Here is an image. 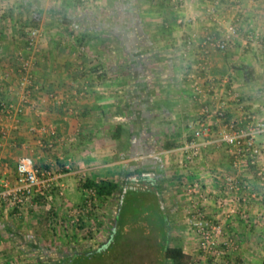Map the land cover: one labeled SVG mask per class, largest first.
<instances>
[{"label":"crops","instance_id":"crops-1","mask_svg":"<svg viewBox=\"0 0 264 264\" xmlns=\"http://www.w3.org/2000/svg\"><path fill=\"white\" fill-rule=\"evenodd\" d=\"M35 19L40 31L35 75L42 91L34 97L36 109L26 111L4 141L0 190L14 184L18 160L25 155L50 168L55 182L36 207L0 203V264H46L32 258L35 252L26 253V242L32 241L34 248L53 241L64 251L55 247L52 255L69 257L71 264H166L158 248L134 259L139 251L130 240L138 234L132 229L137 217L120 213L142 204L152 209L158 201L164 223H179L178 215L189 207L185 188L193 181L202 184L209 217L222 220L231 207L248 213V221L238 215L227 220L226 232L241 247L237 258L264 264V203L240 201L260 192L254 169L240 172L247 188L229 194L224 177L236 171L226 146L213 142L189 168L183 167L182 151L198 120L212 124L211 141L217 137L210 114L215 95L228 102V118L251 112L264 120V0H0V100L7 103L20 102L17 76L8 73L17 66V52ZM228 23L236 24L238 33L225 52L209 50L210 68L201 78L203 38L208 33L222 38ZM191 34L196 39L184 58V40ZM82 45L86 52L79 55ZM224 79L229 83L221 88ZM193 84L210 92L196 96ZM227 90L238 93L239 102ZM50 93L65 104L51 102ZM37 123L53 126L62 138L77 134V141L42 155L28 133ZM256 142L264 149V135ZM85 179L113 182L118 189L98 200L94 214L82 220L85 230L78 231L71 226L72 212L84 203ZM140 236L141 242L152 241ZM190 244L186 238L182 247L194 260L197 249ZM83 256L86 261L80 262Z\"/></svg>","mask_w":264,"mask_h":264},{"label":"built area","instance_id":"built-area-1","mask_svg":"<svg viewBox=\"0 0 264 264\" xmlns=\"http://www.w3.org/2000/svg\"><path fill=\"white\" fill-rule=\"evenodd\" d=\"M215 4H218L215 3ZM213 3L212 11L214 12ZM223 37L217 39L213 34L208 33L204 36L203 58L199 63L202 71L201 78H204L209 71L210 62L208 52L210 49H216L225 52L232 38L238 33V26L228 23L223 29ZM40 31L37 28H29L25 33V43L21 50L17 52V66L9 71L10 74L17 76V89L20 97L18 104L7 103L0 100V156L3 151L4 141L8 138L9 130H16L18 122L26 111L35 110L37 106L35 96L41 93V86L36 80L35 69L37 65V55L39 53ZM196 39V34H191L184 40L185 49L184 58H188V53L192 50ZM86 52L85 46H80L78 53L83 55ZM229 83L228 79L220 82V87L224 88ZM192 90L199 97H206L210 92L197 84H193ZM2 91V89H0ZM230 98L239 102V95L233 91L227 90ZM231 92V93H230ZM51 102L56 105H64L65 100L57 94L48 95ZM216 104L212 110L213 117L216 120L217 131L216 138L211 141L210 138L215 130L207 120H198L197 127H192V138L184 145L182 151L185 161L183 167L195 164L199 161L202 149L210 144L219 143L227 147L231 154L232 168L236 171L234 175L224 177V188L229 194L242 192L247 186L240 180V172L244 169H254L255 181L260 188V192H252L240 198L244 204L250 201L264 203V163L261 157L264 154L262 146L257 144L256 138L264 135V120L251 112H244L238 120L228 118L227 110L229 104L221 98V95H215ZM209 113L207 109L204 114ZM28 133L34 136L36 148L42 155H48L58 150L61 146L76 143L77 134L62 138L58 135L56 129L51 125L37 123L28 129ZM37 160V158H36ZM32 155L22 156L16 166V178L12 185L3 186L0 190V203L12 209H29L38 205L37 199H45L53 190L55 176L50 168L40 167ZM60 160L65 158L60 157ZM71 159L67 158L64 162V169L70 168ZM189 168V167H188ZM186 196L189 201V207L186 211V221L189 230L197 238V257L191 264H247L246 261L236 257L240 252L239 243L228 236L226 232L227 220L230 221L237 216L242 221H248L249 215L244 210L237 207H231L226 211L222 220L213 219L207 215L204 205L206 197L203 194V187L200 181L188 183L185 188ZM98 198L93 190L85 192V209L73 210V225L78 224L80 219L86 215L89 216L98 205ZM222 209V203H219ZM93 215V214H92ZM262 225V224H261Z\"/></svg>","mask_w":264,"mask_h":264},{"label":"rangeland","instance_id":"rangeland-1","mask_svg":"<svg viewBox=\"0 0 264 264\" xmlns=\"http://www.w3.org/2000/svg\"><path fill=\"white\" fill-rule=\"evenodd\" d=\"M136 207V206H135ZM149 210L145 209L143 204L142 205H138L136 208H132L130 211L127 212V215L124 217L125 219L129 216L131 217H135L134 219H136L137 217V222L138 224L136 226H133L132 229H135L138 233L136 234V236L134 237V239L130 240L131 241V245L133 247L134 245V249L139 251V254H137L135 256L134 259H137V258H140L141 260V256L144 258L145 256L148 257L149 256V253L150 255L153 253L152 252H155L157 253V248L158 249H163L164 245L167 246V245H174L175 243H179V244H182V242L184 240H186V238H188V241L191 242L190 245L193 246V250L197 249V239L196 237L191 233V231L189 230L188 228V225H187V221L186 219H184V217L186 216V212L185 214L183 213H180L178 215V221L179 223H175L173 225H171L169 223V225L165 224L164 221L162 220V218H158V216H155L153 213L152 215L150 214V212H148ZM49 216H51L49 214ZM158 218V219H157ZM152 219H154L155 223L153 222L152 223ZM185 220V221H184ZM184 223H183V222ZM143 222V223H142ZM152 223V225H150ZM72 228L74 225H71ZM164 227V229H163ZM77 228L74 226L73 230H76ZM167 229H169V231L167 233H165L164 231ZM78 230V229H77ZM85 230V228H84ZM79 231V230H78ZM83 233H85L84 231H82ZM140 234H147L149 235L150 237H152V241H147V239L145 241H142L141 242V236ZM159 234V235H158ZM165 235L163 236L165 241H160L159 237H162L160 235ZM157 236L156 238L154 236ZM83 236V234H82ZM37 242H26V247H25V244L21 243V242H17L16 245H19V247L21 248L22 246L25 247V251L26 253H28L29 251L30 252H35V255H37V257H32L34 258V260H37V261H45L46 264L51 261V259L48 257L47 255V248L50 247L51 249H55V243L52 241L51 243L47 244V241H46V244L44 243L43 245L40 244V245H36L35 248H34V245L36 244ZM191 246V247H192ZM36 250H38L36 252ZM163 251V250H162ZM161 257H164L162 253H160ZM40 257H42V259H40ZM134 257V256H132ZM91 258H89L90 260ZM146 259V258H145ZM78 260H81L80 262H83V261H86V258L85 256L82 257V259H78ZM160 260V259H159ZM162 260V259H161ZM160 260V261H161ZM135 261H139V260H135ZM130 262L128 263H125V264H129ZM49 264V263H48ZM132 264V263H131Z\"/></svg>","mask_w":264,"mask_h":264},{"label":"trees","instance_id":"trees-1","mask_svg":"<svg viewBox=\"0 0 264 264\" xmlns=\"http://www.w3.org/2000/svg\"><path fill=\"white\" fill-rule=\"evenodd\" d=\"M39 24L37 22V20H33V23L31 24V28H38ZM245 70L246 67H245ZM248 70L245 72V74L247 75ZM82 187L84 188V191L86 192L87 190H93L97 196V198L99 200L102 199H106L109 197L114 196L115 194H117V189H118V185L116 183L113 182H109V181H99V182H95L93 180H89V179H85L82 183H81ZM44 199V198H43ZM42 199H37V202L40 203ZM85 204L83 203V205L79 208L81 209V211H83L85 208ZM148 208H151V206L149 205ZM150 212V214L152 215V213L155 216H158V218H161L162 215V211L160 209L159 203L158 201H155L154 205L152 204V209H148ZM125 211H121L120 216H124L127 213L124 214ZM94 214L91 213L90 215ZM89 215V216H90ZM86 217V215L84 216ZM84 218L80 219L78 224H75L74 226L78 229V230H83V220ZM73 225V224H72ZM164 229V227H163ZM169 231V229H168ZM167 229L164 231L165 233L168 232ZM51 243V242H50ZM49 244V243H47ZM56 248H58V252L64 251L63 248L58 247L59 245H55ZM48 252L47 255L48 257L51 259L52 264H71L70 262V258L66 257V256H62V257H54L52 255L53 251L51 252L50 247L47 248ZM163 256L164 259L166 261V264H191L192 260H191V256L186 254L184 252V249L182 247V244H177L175 243L174 245H167L163 248ZM77 264V262L75 263Z\"/></svg>","mask_w":264,"mask_h":264}]
</instances>
